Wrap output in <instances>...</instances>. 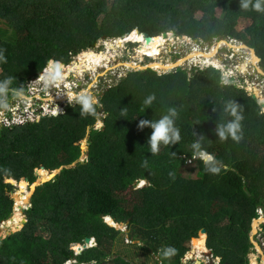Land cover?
<instances>
[{
    "label": "trees",
    "instance_id": "1",
    "mask_svg": "<svg viewBox=\"0 0 264 264\" xmlns=\"http://www.w3.org/2000/svg\"><path fill=\"white\" fill-rule=\"evenodd\" d=\"M179 2L186 8H179ZM255 2L243 9L241 0H0V18L15 15L23 32L20 39L13 33L14 41L0 40V83L11 78L6 93L22 91L50 60L69 64L72 56L104 37L132 31L127 38L135 29L147 32L154 37L139 34L137 50L149 53L159 50L169 35L164 32L208 41L236 38L241 20L251 21L243 30L264 68V11H255ZM63 68L50 64L48 69ZM221 75L212 67L191 74L179 67L163 74L151 68L131 71L100 93L94 113L82 114L77 102L59 117L2 127L0 225L14 211L8 194L14 187L7 179L33 184L36 169L54 171L74 164L81 157L74 144L89 131L90 151L85 161L37 187L28 223L0 239V264H70L72 259L73 264H133L114 252L123 232L105 217L110 223L109 217L127 223L129 240L157 257V264H183L202 229L207 231L206 247L213 258L221 259L219 264H250L252 222L264 202V114L258 100L238 86L224 85ZM150 95L155 100L146 105ZM208 99L223 122L234 119L223 111L226 101L243 109L239 142L221 147L211 140L200 118ZM170 107L178 111L174 125L181 139L161 142L154 154L149 144L153 130L140 128V121H157ZM98 117L102 129L94 128ZM201 135L202 148L215 157L220 171L208 172L197 158L198 178H185L181 170L194 158L191 145ZM46 170L38 172L56 173ZM137 180L146 184L136 189ZM25 184L16 185L20 190ZM127 193L135 203L133 213L127 211ZM18 198L23 205L26 199ZM22 218L20 213L16 226ZM86 237L94 238L97 246L74 254L73 246L83 245ZM168 247L175 249L170 257L163 254Z\"/></svg>",
    "mask_w": 264,
    "mask_h": 264
},
{
    "label": "rangeland",
    "instance_id": "2",
    "mask_svg": "<svg viewBox=\"0 0 264 264\" xmlns=\"http://www.w3.org/2000/svg\"><path fill=\"white\" fill-rule=\"evenodd\" d=\"M178 7L186 8V5L184 6L179 2ZM222 16V9L218 8L217 17L221 18ZM18 20L19 18L15 15H10L3 20L0 18V40L14 41L13 35L15 34L13 33H16V37L19 39L23 37V32H20V29H17ZM240 22L239 33L237 37L233 39L229 37H215L211 39V41H208L203 38L193 39L185 35L178 36L175 33L170 32L167 36V38H169L168 41L166 42L167 38L162 40L159 50L149 53L140 51L139 55L137 53V47L139 46L138 43L126 41L119 42L124 34L118 38L104 37L97 41V45L94 48H88L76 56H72L69 64L65 65L63 62L56 61V63H61L64 66L63 70L56 72L58 73L57 75L54 73L50 76L47 75L49 73L46 74L45 72L44 74L47 76L42 82L38 81L37 75V77L30 78L26 81L24 87L25 90H11L9 91L10 93L0 95V129L2 127L11 128L15 125H23L20 124V118H23L25 121L27 119L28 121L26 123L30 124L41 122L42 118H45V116L59 117L60 115L65 114L68 108L79 102L78 99L75 98L70 101L69 94H71L72 97H78L82 93H87L91 95L97 103L102 91L113 87L118 83L121 77L123 78L127 76L129 72L145 70L144 68H151L159 74H163L169 72L170 69L173 71L179 67L183 70H187L191 74L195 72V70L214 67L219 69L222 73V80L223 76L227 77L228 83L224 84L222 82L224 85H235L245 90L248 95H252V97L255 95V99L258 100L259 106L261 107V104H264V68L261 65V61L255 63V56H252L254 54L251 53L250 48L252 47L249 45L250 38L243 30L251 21L241 20ZM7 25L9 27H14L15 30L9 29ZM132 35L133 37L130 39L131 41L139 40V34L137 32ZM221 41L225 42L221 44ZM218 44H220L219 51L214 56V59L206 60L204 54L209 53ZM144 53L148 54L149 58L144 56L141 57ZM197 53H199L200 56ZM255 54L259 57L257 53ZM51 62V60L48 62L47 67L45 68L46 70H48ZM125 63H132V65H126ZM133 63H138L139 66L136 67ZM45 69L43 71H45ZM49 70L55 71L54 69ZM42 72L41 74H43ZM1 73L2 70L0 69V75ZM31 83L34 86V89L30 90ZM17 92H21V94L17 95ZM207 102H209V104L203 106L200 110V118L205 124L207 130H209L211 140L218 146L223 147L232 139L229 137V139L224 142L219 140L218 136L215 134V128L217 123L223 121L218 116L217 110L213 106L212 101L208 99ZM263 107H261L262 114H264ZM213 109H215V111ZM97 119L98 121L95 123L94 128L102 129L103 119L102 117H98ZM89 132L82 141L74 144V147H78L81 151V157L77 162H83L88 158L90 151V144L88 142ZM197 158L199 157H194L189 160L187 159V164L181 170V175L183 177L190 179L198 178V166L194 163V160ZM77 162L75 163L77 164ZM39 170L46 169L39 168L35 170V175L37 177L36 182L42 181L43 184H45L44 181L46 180L49 182V175L39 174ZM46 171L53 173L55 170ZM10 180L11 179H7V183H9ZM43 184H41V186ZM32 185L35 186L34 183L31 184L27 182V185L19 190L18 185L12 184L14 189L12 191L8 190L10 198L14 201L13 209L15 211H13V219L1 222L0 227H2V229L0 230V239H4L6 236L8 237L9 234L11 235L12 233L19 231L20 228L28 223L27 211L30 210L33 205L32 198L37 190V188L32 190ZM140 185H137L136 189L143 187ZM30 194L31 196L29 197ZM18 195L22 196L18 199L22 198L24 200L26 196L29 198L28 200H24L25 202L20 200L23 205L21 203L18 204L16 198ZM125 199L128 201L129 209H127V211L133 213L136 207L134 201L133 203L131 202L132 196L127 193ZM258 212H262V217L258 216L253 220L250 232V241L252 243V249L248 256L250 264H264V202L262 206H258L257 213ZM20 213L23 217V223L21 222L16 226L14 221ZM111 224H113L112 221L110 226H112ZM116 228L123 232L122 238L114 248V252L117 255L128 258L133 264H157L155 261V259H158L157 257H153L139 247L140 245L132 244L129 240L127 223L120 224V226ZM200 235L201 234L199 233L198 237H200ZM255 244H258V246ZM94 246L95 245L92 247ZM75 247L76 246H73L72 249H75L74 254H77V249ZM198 252L199 250L195 249L193 239L190 243V251L182 260L183 264L195 263L196 261H202L205 264H219L217 259L213 258L208 249L206 252L200 254ZM75 262L76 260L72 259L70 264ZM66 264H69V262L67 261Z\"/></svg>",
    "mask_w": 264,
    "mask_h": 264
},
{
    "label": "clouds",
    "instance_id": "3",
    "mask_svg": "<svg viewBox=\"0 0 264 264\" xmlns=\"http://www.w3.org/2000/svg\"><path fill=\"white\" fill-rule=\"evenodd\" d=\"M251 3V0H241V7L243 9H248L249 5ZM264 0H256L255 4L252 5L255 11L262 12L264 11ZM214 68V67H212ZM216 69V68H215ZM219 70V69H217ZM49 70H46V74ZM41 79H46V76H41ZM224 84L228 83L227 77L225 76L222 80ZM11 83V78H8L4 80L2 83H0V95L6 93L8 91V86ZM21 92H17V95H20ZM78 99V101L83 106V112L82 114H89L94 113L95 109L93 105L96 103V100L87 93H82L78 97H72L71 94H69V99ZM153 100H155V95H150L146 98L144 103L146 105H150ZM215 111V109H213ZM223 111L233 117L234 119L229 120L227 122H219L217 123V126L215 128V134L218 136L219 140L221 142L227 141L229 137H231L232 140L239 142L242 139V131H241V121L244 119V116L242 114L243 109L240 107L238 103H236L233 100H228L225 102ZM178 115V111L175 107H170L167 110V114L163 115L159 120L157 121H150V120H142L140 121L139 127H151L152 128V135L149 139V144L151 148L152 153H158L159 152V145L161 142L163 144H175L181 139L180 135V129L177 128L174 125V120ZM203 139V135L200 136L199 139H197L192 145L193 155L194 157H199L204 165L205 169L213 174L218 173L220 170L218 167L215 166L216 160L215 157L212 154H209L207 151H205L202 148L201 141ZM175 249L172 247H168L164 250V255L166 257H170L171 255H174Z\"/></svg>",
    "mask_w": 264,
    "mask_h": 264
},
{
    "label": "water",
    "instance_id": "4",
    "mask_svg": "<svg viewBox=\"0 0 264 264\" xmlns=\"http://www.w3.org/2000/svg\"><path fill=\"white\" fill-rule=\"evenodd\" d=\"M133 31H136L138 34H140V35H144L145 36V38H151V36H150V34L149 33H147V32H141L140 30H138V29H135V30H133ZM130 32H132V31H130ZM130 32H127V33H125L124 35H123V38H125ZM165 34H169V33H167V32H164ZM180 36V35H179ZM142 42H139L138 44H141ZM97 45V42H95L94 44H93V46H92V48H94L95 46ZM251 50H254L253 48H250ZM254 52L256 53V51L254 50ZM258 59H259V62L261 61V58H259L258 57ZM52 62H54V63H56V60H51ZM64 64V63H63ZM66 65V64H65ZM177 66H179V65H177ZM176 66V67H177ZM176 67H174V68H176ZM144 69H147V68H144ZM172 69H170V71H171ZM253 98H256L255 97V95H253ZM264 106V104L262 103L261 104V107H263ZM76 165V163H74V164H72V165H64V166H62V167H60L59 169H56L55 171H56V173H55V176L54 177H52V179H54L56 176H58L64 169H71L72 167H74ZM54 171V172H55ZM52 179H50V180H52ZM13 180V179H12ZM50 180H48V181H50ZM14 182H12L11 180H10V182L9 183H11V184H14V185H16V184H19V183H21V182H28L27 180H22V181H20V182H17L16 180H13ZM7 182V181H6ZM47 182V180L46 181H44V183H46ZM141 182H142V180H137L136 181V186L137 185H140L141 184ZM35 184V186H34V188H37L38 186H40L41 184H43V182L42 181H39V182H36V183H34ZM146 184V181H144V184L142 185V186H144ZM141 186V185H140ZM33 188V189H34ZM32 189V188H31ZM32 189V190H33ZM15 211V210H14ZM112 221H113V223H114V225H112V227H119L120 226V224L115 220V219H113V218H111V217H109ZM11 219H13V217H11L10 218V220ZM104 220H105V222L106 223H108L107 221H106V217L104 218ZM4 222V221H3ZM109 224V223H108ZM110 225V224H109ZM23 228V227H22ZM22 228H20V230L22 229ZM2 229V227H0V230ZM200 234H205L206 236H207V231H206V229H202L201 231H200ZM10 235V234H9ZM8 235V236H9ZM7 237V236H6ZM93 245H95V246H97V243H96V240L94 239V238H91V237H86L85 238V240H84V244L83 245H81V244H78V245H75V246H80L81 247V249L79 250V249H77V254L76 255H80L84 250H86L87 248H89V247H92ZM76 248V247H75ZM75 250V249H74ZM203 262L202 261H196L194 264H202Z\"/></svg>",
    "mask_w": 264,
    "mask_h": 264
},
{
    "label": "bare ground",
    "instance_id": "5",
    "mask_svg": "<svg viewBox=\"0 0 264 264\" xmlns=\"http://www.w3.org/2000/svg\"><path fill=\"white\" fill-rule=\"evenodd\" d=\"M133 33H135V32H133ZM132 33V34H133ZM131 34V35H132ZM131 35H129L127 38H122V39H120V41L119 42H139V40L137 39V40H130L132 37H133V35L131 36ZM168 39L169 38H167L166 39V42L168 41ZM171 39V38H170ZM223 42H221V44H222ZM109 45V44H108ZM219 47H220V44H218L215 48H213L209 53H207V54H204V58H206V60H212V59H214V56L217 54V52L219 51L218 49H219ZM112 48V47H111ZM113 49V48H112ZM142 49H139V50H137V53H138V55H139V52L141 51ZM251 50V49H250ZM110 52H111V50H110ZM251 53L252 54H254V55H252L253 57L255 56V63H257V62H259V59H258V57L256 56V54H255V52H254V50H251ZM198 55H199V53H197ZM196 54V55H197ZM109 55V54H108ZM147 57V58H149V55L148 54H142L141 55V57ZM200 56V55H199ZM113 57V56H112ZM254 63V62H253ZM51 64H53V65H55L58 69H61L60 67H62L63 65L61 64V63H52L51 62ZM126 65H132V63H125ZM133 65H135L136 67L137 66H139V64L138 63H133ZM258 67V66H257ZM68 68H70V67H68ZM68 68H67V70H68ZM128 68V67H127ZM130 68V67H129ZM66 69V68H65ZM49 70V69H48ZM63 70V69H62ZM57 71H51V70H49L47 73H49V74H47V75H52V74H58V73H56ZM47 75H45L44 74V76H47ZM69 94V93H68ZM39 174H41L40 172H38ZM55 174V173H54ZM54 174H50L49 175V179H51L53 176H54ZM48 179V180H49ZM25 185H27V183L25 184ZM23 186L24 185H22L21 186V188H23ZM34 188V186L32 185V189ZM30 196H31V194H30ZM29 196V197H30ZM16 198H18V196L16 197ZM22 199V198H21ZM25 199H27L28 200V198L26 197ZM18 201V200H17ZM22 213V212H21ZM22 223H23V219H22V221H21ZM20 222V223H21ZM108 222V221H107ZM113 222V221H112ZM109 223V222H108ZM110 224V223H109ZM111 225H114V223L113 224H111ZM194 245H195V249H197V250H199V254L200 253H202V252H206L207 251V248H206V245H205V238L204 237H199V238H197V239H194ZM76 249H81V247L80 246H76ZM206 254V253H205ZM201 257V256H200Z\"/></svg>",
    "mask_w": 264,
    "mask_h": 264
},
{
    "label": "built area",
    "instance_id": "6",
    "mask_svg": "<svg viewBox=\"0 0 264 264\" xmlns=\"http://www.w3.org/2000/svg\"><path fill=\"white\" fill-rule=\"evenodd\" d=\"M48 68H49V67H48ZM45 72H46V69H45V71L42 72L43 74L40 73V74L38 75L37 78H38V81H39V82H42L43 79H41V76H43ZM223 78H224V76H223ZM34 80H35V79H34ZM31 89H34V86L32 85V83H31V85H30V90H31ZM29 117H32V116H29ZM45 117H47V116H45ZM20 120H21L20 124H24V123H26V122L28 121L27 119H26V121H25L23 118H20ZM32 121H33V120H32ZM258 213H259L258 216H259V217H262V212H258ZM255 245L258 246V244H255ZM262 245H263V244H262ZM263 255H264V252H263ZM214 259H217L218 263H220V261H221V260H219L220 258H214Z\"/></svg>",
    "mask_w": 264,
    "mask_h": 264
},
{
    "label": "crops",
    "instance_id": "7",
    "mask_svg": "<svg viewBox=\"0 0 264 264\" xmlns=\"http://www.w3.org/2000/svg\"><path fill=\"white\" fill-rule=\"evenodd\" d=\"M202 237H204V238H205V242H206V235H205V234H203V235H202Z\"/></svg>",
    "mask_w": 264,
    "mask_h": 264
}]
</instances>
